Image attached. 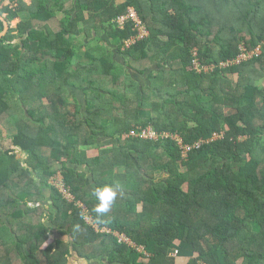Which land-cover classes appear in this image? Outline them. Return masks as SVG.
Listing matches in <instances>:
<instances>
[{"label":"trees","instance_id":"obj_1","mask_svg":"<svg viewBox=\"0 0 264 264\" xmlns=\"http://www.w3.org/2000/svg\"><path fill=\"white\" fill-rule=\"evenodd\" d=\"M16 1L18 13L0 6L6 21L21 17L0 37V122L16 124L0 146V264H69L72 252L85 264H176L178 243L185 264H264V0ZM129 6L148 36L122 49L137 31L113 18ZM240 44L261 52L219 66ZM192 48L212 70L191 67ZM147 125L188 144L221 137L186 156L171 138L125 137ZM55 163L73 201L48 182ZM90 180L120 193L102 217Z\"/></svg>","mask_w":264,"mask_h":264},{"label":"built area","instance_id":"obj_2","mask_svg":"<svg viewBox=\"0 0 264 264\" xmlns=\"http://www.w3.org/2000/svg\"><path fill=\"white\" fill-rule=\"evenodd\" d=\"M115 23L118 27L122 28L125 23L130 20L133 23L134 28L136 29V34L130 36L129 38H127L124 41L123 44V48H127L129 46H131L132 44H134L135 42L139 41V40H143L148 36V30L145 27L144 23L142 22L141 18L139 17V15L137 14V11L135 10V8L133 6H129L127 8V10L124 13L118 14L115 18ZM261 52L260 46L256 45L253 48H247L245 45H240L239 46V52L238 54L232 58V59H228L225 61H221L219 62V66L221 67H226L228 65L231 64H239L243 61H247V60H251L254 57H257ZM191 54H192V59H191V67L198 73L201 72H208L210 70L213 69L214 64L210 63V64H205L202 63L199 59L198 56V52L196 48H192L191 49ZM219 134L217 133H213L212 136L209 139H203L200 138L197 141H195L192 144H188V143H184L181 139V137L177 134V133H173V132H169L167 130H158L155 129L153 126L151 125H147V126H134L132 128H130L126 133H125V137H133V138H139V139H143V140H152V141H156L159 139H165V138H171L177 141V143L180 145L181 147V155L182 156H186V154L191 151L192 149L198 148L200 147L204 142H208L210 140H213V137L215 136V138H217L216 136H218ZM214 138V139H215ZM60 170V169H58ZM56 170L49 178L48 182L50 185H52L53 187H55L57 189V191L60 193V195L67 201H73L74 196L70 191L69 186H67L64 183L63 180V176L61 170L58 171ZM76 204L78 206H80L83 210V214H84V219L88 222V223H92V218L88 212V210L86 209V207L79 201L76 202ZM95 228L97 229V225L95 226ZM100 231H106V232H111L117 239L119 242L121 243H125L127 246L136 248L138 251H143V247L142 246H137L134 241H132L128 236H126L124 233H119L117 231H110V229L106 228V227H102L101 229H99ZM178 253V249L177 248H173L170 251V255H175Z\"/></svg>","mask_w":264,"mask_h":264},{"label":"rangeland","instance_id":"obj_3","mask_svg":"<svg viewBox=\"0 0 264 264\" xmlns=\"http://www.w3.org/2000/svg\"><path fill=\"white\" fill-rule=\"evenodd\" d=\"M24 1H27V3L31 2V0H24ZM120 1H122V0H117V2H120ZM3 5L6 6L7 9H11L14 13L15 12L18 13L19 7L17 5V1L16 0H0V6H3ZM5 13H3L2 16H5ZM20 19H21V17L16 15L13 18H11L8 23H9V25L11 27H14V26H16V25H18L20 23V22H18ZM51 21L53 23L52 26H54V27H57L58 26V23H57V20L56 19H53ZM113 21L115 22L114 18H113ZM212 30L214 31V28ZM78 38H79L78 41L79 40L82 41L83 38H84V36L82 34H80L78 36ZM240 45H243V44H240ZM122 49H124V48L122 47ZM80 51L84 52V48H82ZM132 64L135 65V63H133V62H132ZM144 64L148 65L147 62H145V61L143 63L139 64V65H144ZM134 76L137 77V75H136L135 72H134ZM141 76L144 77L145 74H143ZM259 84L260 85H264V83L261 80H259ZM15 132H16V124H15V121H14L13 118H7L3 122H0V146L3 147V148L7 147L9 145V143L7 142V141H9L8 140L9 135H11V134H13ZM216 137H221V135H218ZM214 138H215V136L213 137V139ZM15 151H17V156L19 158H21L22 157V153H20V151L18 150V148H15ZM89 152H90V150H89ZM60 170H58V171H60ZM83 175H85V177H87L89 174H83ZM61 176H63V175H61ZM88 188H90V184L88 185ZM51 238L52 237L50 236L48 238V240L49 241H53V238L52 239ZM181 245L182 244H179V243L176 244V248L178 249V253L174 255V259H175V263L176 264H185V262L189 258L188 256L190 255V253H189V255H187V253L186 254H182V251H181V247L182 246ZM68 259H69V264H74V262L76 260L75 252H73V255L71 254L68 257Z\"/></svg>","mask_w":264,"mask_h":264},{"label":"clouds","instance_id":"obj_4","mask_svg":"<svg viewBox=\"0 0 264 264\" xmlns=\"http://www.w3.org/2000/svg\"><path fill=\"white\" fill-rule=\"evenodd\" d=\"M91 195L95 200L94 211L98 217H102L111 210L120 193L115 187L104 184L93 188Z\"/></svg>","mask_w":264,"mask_h":264},{"label":"crops","instance_id":"obj_5","mask_svg":"<svg viewBox=\"0 0 264 264\" xmlns=\"http://www.w3.org/2000/svg\"><path fill=\"white\" fill-rule=\"evenodd\" d=\"M25 3H26V4H31V2L27 3V1H25ZM18 22H21V19H20ZM111 49L114 51V58L116 59V61H118L119 63L123 64V63L125 62L126 59H124L123 56H120L119 54H117V52L115 51L116 49H115L114 47H111ZM152 68H155V65H153L151 68H149L148 71H151ZM146 73H147V72H146ZM141 78L143 79L144 77L141 76ZM74 93H75L76 96L78 97L79 102L82 101V103H83V107H84V100H83V98H82V94H79V93L77 92V90H74ZM70 100L72 101V98H71ZM142 113H143L142 116H145V115H149V114H150L149 111H143ZM140 114H141V113H140ZM111 141H112V140H111ZM91 150H92V149H91ZM55 167H57L58 169L60 168L58 163H55ZM58 169H57V170H58ZM81 173L84 174L83 171H82ZM166 177H167V173H166V172H156L155 180H163V179H165ZM86 178H90V176L88 175ZM114 179L117 180V181H122V180L124 179V176H123L122 173L115 172V173H114ZM89 183H90V185L92 184V187L87 188V189L90 191V189L93 190V188H94V184L91 183V180L88 181L87 184H89ZM54 232H55V231H53V233H54ZM53 233L50 234L49 237L51 236L52 238H54V237H56V236L58 235V234H56V233H54V234H53ZM52 238H51V239H52ZM72 255H73V252H72ZM75 255H76V254H75ZM82 262H83V263H82ZM74 264H85V262H84V260L79 259V258L76 256V260H75Z\"/></svg>","mask_w":264,"mask_h":264},{"label":"water","instance_id":"obj_6","mask_svg":"<svg viewBox=\"0 0 264 264\" xmlns=\"http://www.w3.org/2000/svg\"><path fill=\"white\" fill-rule=\"evenodd\" d=\"M0 19L3 21V24H4L3 30L0 32V37H2L6 33V31L8 30L10 25H9L8 21H6L2 15H0Z\"/></svg>","mask_w":264,"mask_h":264},{"label":"flooded vegetation","instance_id":"obj_7","mask_svg":"<svg viewBox=\"0 0 264 264\" xmlns=\"http://www.w3.org/2000/svg\"><path fill=\"white\" fill-rule=\"evenodd\" d=\"M4 17V16H3Z\"/></svg>","mask_w":264,"mask_h":264}]
</instances>
